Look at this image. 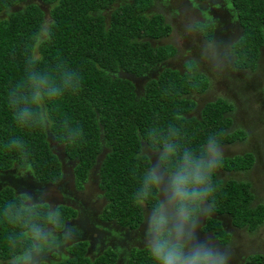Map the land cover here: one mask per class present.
Returning <instances> with one entry per match:
<instances>
[{
    "label": "trees",
    "instance_id": "trees-1",
    "mask_svg": "<svg viewBox=\"0 0 264 264\" xmlns=\"http://www.w3.org/2000/svg\"><path fill=\"white\" fill-rule=\"evenodd\" d=\"M40 1L48 8L46 25L45 11L38 3L0 0V170L19 166L18 153L4 148L10 139L19 138L25 144L36 180L42 183L57 180L62 161L50 148L47 140L50 132L63 147L65 156L74 160L71 169L74 185L83 188L96 169L98 187L109 200L103 216L135 228L142 220V210L133 202L138 186L133 175L134 154L150 127L166 126L174 114H181L185 118L181 122L185 142L193 148L198 149L214 133L223 132L221 144L244 139L241 133L245 136L246 131L228 130L232 119L226 114L233 105L227 98L207 102L198 115L193 113L196 103L190 95L204 91L208 81L196 70L194 60L181 64L182 68L192 65L189 70L178 72L173 66H164L158 76L150 77L159 62L170 59L176 52L171 44L151 42L170 31L169 23L160 21L162 13L155 0L125 1L113 8L108 6L115 0ZM231 3L242 28L233 48L234 64L253 71L264 45V0H231ZM154 7L158 10L154 11ZM104 8H111L108 21L101 13ZM207 36L210 38L211 33ZM26 58L44 68L63 63L82 76L78 94L65 96L58 107L51 103L47 106L56 124L51 130L17 128L7 107V93L23 77ZM65 119L82 129L83 139L76 146L61 138ZM254 162L252 152L224 157L214 176L217 190L210 199L214 211L231 215L235 226L246 227L250 232L264 224V202L254 203L255 193L249 180L231 177L224 180L219 171L246 172ZM6 186L0 190V207L17 194L11 185ZM57 206L63 210L65 220L73 215L74 210L67 204ZM207 229L214 230L219 241H230L227 239L231 235L222 227H214L212 221ZM9 231V225L0 224V260L7 263L10 251L5 237ZM69 251L66 258L53 257L54 264L115 263L110 249L94 257L86 255L85 242L74 243ZM131 256L129 264L152 262L144 251ZM244 264H264V253L249 254Z\"/></svg>",
    "mask_w": 264,
    "mask_h": 264
},
{
    "label": "clouds",
    "instance_id": "clouds-1",
    "mask_svg": "<svg viewBox=\"0 0 264 264\" xmlns=\"http://www.w3.org/2000/svg\"><path fill=\"white\" fill-rule=\"evenodd\" d=\"M123 2L125 1L115 0L108 7L113 8L116 6L114 3L118 5ZM165 3L167 4L168 0H165ZM192 6L199 11V16L183 18V33H173L174 42L180 50L182 41L178 37L201 36L206 26L218 23V18L211 14V8H201L196 0H192ZM214 6L219 8L221 4L216 2ZM223 6L232 12L233 14L229 13L235 18L231 0H223ZM154 10L157 11L155 8ZM166 15L162 13L161 18L164 23H169L170 31L158 38H165L172 32L170 22H174L181 13L173 10L168 16L169 21ZM234 44L232 39L223 36L203 39L200 60L210 66L213 74L222 75L232 65L235 66ZM173 46L177 52V47ZM263 49L264 45L261 47V53ZM182 55L191 56L192 49H183ZM195 63L199 65V62ZM81 80L80 72L66 64L57 63L52 68H44L39 62L26 58L23 77L7 93V107L13 123L19 129L55 128V121L51 118L47 106L51 103L58 107L65 96L78 94ZM184 119L183 115L174 114L166 126L150 127L141 137L139 150L134 154L136 163L133 175L138 186L133 202L145 211L143 243L153 264H232L233 255L237 253L232 248L234 235L243 228L247 230L246 233L257 230L250 232L246 227L235 226L231 215L219 213L229 218L233 225L227 232L231 235L230 241L227 242L230 248L221 247L211 236H201L199 229L202 220L214 214V203L210 202V199L217 190L214 176L224 159L221 145L223 132L209 135L203 145L198 149L193 148L184 139L181 124ZM231 119L233 121V118ZM61 130V138L68 145L76 146L83 139L82 129L79 125L73 126L68 119L62 122ZM47 135L52 149L49 139L53 136L50 132ZM4 148L18 153V173L21 176L35 175L22 140L12 138ZM52 151L60 157L59 153L53 149ZM63 155L65 156L64 152ZM60 160L61 176L52 182H35L34 192H21L8 182L6 175L12 169L0 172V185L7 181L8 186L11 185L17 193L13 199L0 207V224L11 227L5 237L10 251L8 264H54L52 258L64 257L66 249L77 240L80 234L78 226L66 222L63 210L51 201L50 193L42 189V186L52 185V188L71 199L72 206L67 205L73 210L76 209L73 203L72 168L64 167L61 157ZM71 162L74 160L69 159L68 164ZM95 173L96 169L91 179H97ZM223 173L231 172L219 171L220 175ZM247 256L248 254H245L238 264H244Z\"/></svg>",
    "mask_w": 264,
    "mask_h": 264
},
{
    "label": "rangeland",
    "instance_id": "rangeland-1",
    "mask_svg": "<svg viewBox=\"0 0 264 264\" xmlns=\"http://www.w3.org/2000/svg\"><path fill=\"white\" fill-rule=\"evenodd\" d=\"M127 2H131L132 0H124ZM29 2H35L40 5V7L45 11V23L48 17V8L43 5L40 0H29ZM201 8H211V14L218 18L220 21H226V26L223 28V35H219L220 37H226L232 39L234 42L238 39V37L242 34V28L237 22V17L235 18L230 15V11L224 8L223 0H205L198 1ZM219 2L221 6L219 8L215 7L214 4ZM155 4L157 6L158 11L164 13L161 9H164V4L167 6L168 10L172 12L173 10H178L181 15L177 17L174 22H170L172 24L173 30L168 36L165 38L152 39V44H171L176 45L173 39V33H183V24L181 20L185 17H198L199 11L192 6V0H168V3H165V0H155ZM117 5V4H113ZM155 8V7H154ZM156 9V8H155ZM217 12V14L214 12ZM155 11V10H154ZM230 12V13H229ZM101 13L105 16V21H108V17L110 14L109 8H105L101 11ZM235 13V12H234ZM150 14V13H149ZM167 21H169L168 16ZM161 18V16H160ZM235 19V20H234ZM161 22L164 20L161 18ZM213 25L206 26L201 36L193 35V36H183L178 37L181 43V50L177 47V52L170 59L165 60L163 62H159L156 68L151 70L150 77L158 76L164 66H173L177 69L178 72H182L184 68L189 70V68L193 67L192 65L187 64L184 68L181 67V64L186 60H194L195 62H199L196 70L205 75L203 81H207V87L204 91L200 93H192L190 96L194 99L196 106L193 110V113L198 115L200 110L205 106V103L212 102L218 98H227L228 101L233 105V109L229 111L226 115L233 118L232 124L229 127V131L237 130L240 128L243 132L246 131V135L244 136L241 132V135L244 137L243 140H235L230 144H221L224 150V157L226 156H235L239 154H243L245 152H252L255 155V162L252 167L248 171H238L232 173H223L220 175L222 179L226 180L228 178L235 179H245L249 180L252 184V190L255 193L254 203L259 201L264 202V88L263 87V76H264V49L262 50L261 57L258 61V65L255 70L251 71L249 69L236 68L232 65L225 73L222 75H215L211 72L210 66L205 64L200 60V46L203 39L208 38L206 34H209ZM207 32V33H206ZM192 49L191 56L182 55L183 49ZM234 56V55H233ZM235 58V57H234ZM188 62V61H186ZM189 63V62H188ZM191 63V62H190ZM196 64V63H195ZM156 65V64H155ZM163 65V67L161 66ZM191 66V67H189ZM124 76H127L126 73H121ZM139 84V83H137ZM140 85V84H139ZM204 105V106H203ZM245 131H244V130ZM52 149L59 153L60 157L63 160L64 167L71 169L74 167V162L68 164L69 159L63 155L62 146L58 144L53 137L49 139ZM71 167L69 168V166ZM19 166H13V170L18 173ZM9 170V171H13ZM6 170H0V172ZM17 176H21L19 173ZM28 178L32 181L33 185L35 182L39 183L34 175L22 176ZM7 182V181H6ZM4 185H0V189H2L7 183L3 182ZM14 183L17 184L18 181L15 179ZM9 184V183H8ZM68 184H71V179L68 180ZM7 186H5L6 188ZM43 190H47L50 193L51 201H54L56 205H58L61 199L64 200V196L61 191H57L55 188H52V185H47L45 187L42 186ZM24 192V190H20ZM87 192L91 193L89 199H103V196L98 194L99 190L92 191L89 187L87 188ZM98 200V199H97ZM78 210L77 215L79 217L85 216L84 213H80ZM211 222V218H207V223ZM88 230V227H86ZM247 230L243 228L236 235H234L235 242L232 245L233 250H236L237 253L233 255L234 264H238L241 261V258L245 257V254H252L255 252L264 253V224L261 225L256 232L246 233ZM89 234L86 232L77 239H84ZM227 239L226 237L224 240ZM231 239V236L227 239L228 241ZM70 248V247H69ZM68 249L65 251V256H69ZM60 257V258H64ZM0 264H8L3 260H0Z\"/></svg>",
    "mask_w": 264,
    "mask_h": 264
},
{
    "label": "crops",
    "instance_id": "crops-1",
    "mask_svg": "<svg viewBox=\"0 0 264 264\" xmlns=\"http://www.w3.org/2000/svg\"><path fill=\"white\" fill-rule=\"evenodd\" d=\"M205 1V0H204ZM202 2V1H201ZM164 9H161L164 13L169 15L171 12L168 10L167 6L164 4ZM160 10V9H159ZM160 12V11H159ZM214 24L212 29L211 37H220L219 35H223V28L226 26V21H221L219 23ZM211 30L209 32V35ZM208 35V34H206ZM204 106V105H203ZM13 169V168H11ZM1 175V174H0ZM90 177V176H89ZM99 181L96 178H89L87 182L84 183L83 188L78 189L75 185L73 187V203L76 207L73 215L66 220L69 224H75L79 228V237H82L86 232L89 234L84 239H77V242H85L86 243V255L94 257L98 255L100 252H104L105 250L110 249V251L115 256L114 264H129L131 262L133 253H141L144 251L146 254V248L143 243V233L145 229L144 225V216L145 211L142 210V220L135 228H131L127 224H123L119 222V220L103 216V211L109 200L106 199L105 195H103V191L99 189ZM91 188L92 191L99 190L100 195L103 196V199H89L91 193L87 192V188ZM59 203L69 204L72 206V200L68 197L64 196V200L61 199ZM84 213L85 216L82 218L77 215V212ZM211 221L214 224V227H222L225 232H229V230L233 227L231 220L227 217L222 216L218 212L214 211V214L209 216ZM207 218L202 220L200 225V234L203 237L204 235H208L213 237L217 243L221 245V247H228V244L223 241H219L215 231L212 229H207ZM88 227V230L87 228ZM71 247V246H70ZM70 255V251L68 250ZM143 254V253H142ZM140 256H143L139 254ZM145 255V254H144ZM60 258V257H58ZM150 258V256H149ZM145 262V259L141 260ZM147 264H153L149 262ZM232 264H234V259L232 260Z\"/></svg>",
    "mask_w": 264,
    "mask_h": 264
},
{
    "label": "flooded vegetation",
    "instance_id": "flooded-vegetation-1",
    "mask_svg": "<svg viewBox=\"0 0 264 264\" xmlns=\"http://www.w3.org/2000/svg\"><path fill=\"white\" fill-rule=\"evenodd\" d=\"M216 10H214L215 12ZM217 14V12H215ZM255 156V155H254ZM13 170V169H12ZM6 179H8V182L12 184L13 186L19 188L20 190H24L27 192H34L33 190V183L28 178H23L22 176H17V174L14 171H9V173L6 175ZM17 180L18 183L15 184L14 180Z\"/></svg>",
    "mask_w": 264,
    "mask_h": 264
}]
</instances>
